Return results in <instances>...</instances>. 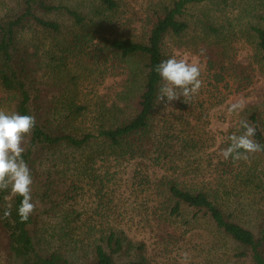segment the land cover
<instances>
[{
    "label": "trees",
    "instance_id": "1",
    "mask_svg": "<svg viewBox=\"0 0 264 264\" xmlns=\"http://www.w3.org/2000/svg\"><path fill=\"white\" fill-rule=\"evenodd\" d=\"M85 1L76 7L58 0H20L19 7L0 14V87L13 102L12 112L33 115L36 120L23 142L22 158L32 171L31 195L36 204L26 222H20L17 211L22 197L10 189L0 191V252L5 264H123L125 257H130L129 264H146L141 252L143 240L134 241L116 225L103 226L81 217L67 189L66 169L59 167L61 162L68 167L61 150L74 157L72 162L80 171L94 163L100 167L129 166L130 188L145 197L147 226L156 232L160 227L169 232L161 234L166 236L162 243L177 235L181 221L192 229L203 226L216 244L226 246L236 263L264 264V151L248 154L247 160H225L221 152L230 145L225 138L213 152L216 160L208 171L211 179L205 182L202 168L188 163L198 147L188 119L193 113L192 97L187 103L183 98L170 102V112L161 111L164 102L157 101L164 82L155 68L167 59L164 39L187 34L191 28L184 17L187 7L200 0H159L147 29L136 37L100 35L122 22L120 0ZM259 3L264 9V0ZM245 13L251 21L255 19V23L247 22L244 31L253 39L256 63L264 65V10L253 7ZM196 26L206 38L225 37L223 25L214 17L201 15ZM27 27L56 35L67 29L65 47L76 66H83L85 59L101 58L112 60L107 67L113 71L122 59H142L134 97L122 107L113 106L112 113L99 106L92 129H75L73 119L85 116L89 109L73 101L77 93L69 96V91L61 94L60 106L49 104L32 66L20 54L19 35ZM231 30H227L229 34ZM223 54L224 50L220 57ZM207 62L209 71L216 65L222 70L225 67L212 59ZM214 77L222 79L221 71ZM129 98L124 94L121 100ZM129 108L131 113L126 111ZM262 114L249 105L228 130L230 136L243 133V120L256 129L254 139L264 145ZM49 154L54 156L50 169L45 166ZM77 155H81L78 160ZM249 160L254 163L248 165ZM7 205L11 206V216L4 218Z\"/></svg>",
    "mask_w": 264,
    "mask_h": 264
},
{
    "label": "rangeland",
    "instance_id": "2",
    "mask_svg": "<svg viewBox=\"0 0 264 264\" xmlns=\"http://www.w3.org/2000/svg\"><path fill=\"white\" fill-rule=\"evenodd\" d=\"M58 1L76 7H79L81 2V0ZM19 2L20 0H0V14L19 7ZM120 2V10L123 11L122 22H118L117 28L102 30L100 35L104 37L142 35L159 0ZM253 7L264 10L260 8L259 0H200L187 7L184 17L191 27L187 34L181 38L169 35L164 39L163 46L167 59L184 58L190 63H198L201 68L200 79L203 84L199 93L191 98L193 103L190 106L193 113L188 115L189 127L192 126L193 137L197 138L198 147L192 152L188 163L202 168L204 179L202 180L205 182L211 179V173L208 171L212 170L213 162L216 160L214 150L225 138L230 137L228 130L239 120L238 117L242 113V111L229 113V106L243 100L244 109L254 105L263 113L264 119V65L256 63L253 39L248 38L247 32L244 31L247 22L251 21L245 12L248 13ZM201 15L214 17L217 24L221 23L225 37L213 39L200 34L196 20ZM49 17L58 20L64 18L61 15ZM236 17L238 19L234 21ZM251 22L255 23V19L252 18ZM228 29H232L231 34ZM68 39L67 29L56 35L40 28L27 27L19 35L20 54L27 59L29 67L32 66V72L39 85L44 88L47 100L50 105L52 103L53 108L60 106L63 92L69 91V96L77 93L75 97L73 95L72 100L80 106L86 105L89 112L85 116L73 119L71 125L75 129H92L97 120L95 110L99 106L105 113H112L113 106L122 107L124 102L134 97L137 80L139 81L137 74L141 70L143 60L122 59L120 65L114 67L113 71L107 67L112 60L106 62L101 58L85 59L82 61L83 66H76L74 58L66 51ZM222 50L225 54L220 57ZM208 59L224 64V69L216 65L209 71ZM241 69L247 76L240 72ZM219 71L222 79L216 80L214 74ZM124 94L130 98L121 100ZM12 104L11 98L0 87V110L12 112ZM164 104L165 102L161 111L170 112L171 109H166ZM126 111L131 113L133 109L129 108ZM61 153L64 154L62 159L65 160L67 156L68 167L63 165V162H59V167L66 169L64 175L67 189L70 188V193L77 204L75 207L82 213L81 217L87 221L96 220L103 226L116 225L133 236L134 241L143 240L145 248L141 252L146 264H238L231 258L226 246L216 244L214 237L203 226L192 229L180 221L178 222L180 228L176 230L177 235L169 242L162 243L166 236L163 237L161 234L168 235L169 232L163 231L161 227L156 232L151 225L147 226V211L143 203L145 197L130 188L129 166L118 168L107 164L100 167L94 163L88 165L87 171L82 168L80 171V166H75L72 162L74 160L72 155L65 150H61L59 154ZM79 158L81 155L76 156V160ZM53 163L54 156L51 154L46 156L45 166L48 169ZM246 163L249 165L254 161L249 160ZM183 231L185 233L179 236ZM129 261L130 257H125L123 264H129ZM0 264H5L1 252Z\"/></svg>",
    "mask_w": 264,
    "mask_h": 264
},
{
    "label": "clouds",
    "instance_id": "3",
    "mask_svg": "<svg viewBox=\"0 0 264 264\" xmlns=\"http://www.w3.org/2000/svg\"><path fill=\"white\" fill-rule=\"evenodd\" d=\"M155 71L164 82L159 88L157 101L165 102V108L168 110L172 109L170 102L181 97L187 103L189 98L199 93L203 84L199 64L190 63L184 58L170 57L162 60ZM244 107V101L238 100L229 106L228 111L239 113ZM35 124L33 115L0 110V191L10 189L13 195L22 197L17 209L20 222H26L36 208L31 195L32 171L22 158L25 151L24 138ZM240 125L244 129L243 133L231 135L230 145L221 152L225 160L230 157L247 160L248 154L264 151V145L254 139L256 129L243 120L240 121ZM10 216L11 206L7 205L3 217Z\"/></svg>",
    "mask_w": 264,
    "mask_h": 264
}]
</instances>
